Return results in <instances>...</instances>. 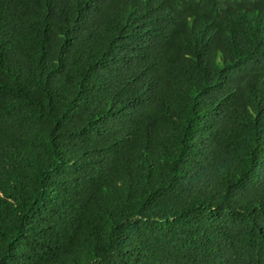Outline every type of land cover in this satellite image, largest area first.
I'll return each mask as SVG.
<instances>
[{
    "label": "trees",
    "instance_id": "16d2710c",
    "mask_svg": "<svg viewBox=\"0 0 264 264\" xmlns=\"http://www.w3.org/2000/svg\"><path fill=\"white\" fill-rule=\"evenodd\" d=\"M0 264H264V0H0Z\"/></svg>",
    "mask_w": 264,
    "mask_h": 264
}]
</instances>
